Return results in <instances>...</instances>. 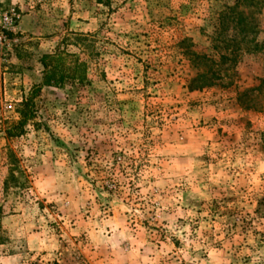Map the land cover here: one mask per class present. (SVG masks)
Instances as JSON below:
<instances>
[{
    "label": "rangeland",
    "instance_id": "374dc122",
    "mask_svg": "<svg viewBox=\"0 0 264 264\" xmlns=\"http://www.w3.org/2000/svg\"><path fill=\"white\" fill-rule=\"evenodd\" d=\"M233 3L0 0V264H264V8L261 48L188 88ZM57 50L87 82L9 137Z\"/></svg>",
    "mask_w": 264,
    "mask_h": 264
},
{
    "label": "trees",
    "instance_id": "16d2710c",
    "mask_svg": "<svg viewBox=\"0 0 264 264\" xmlns=\"http://www.w3.org/2000/svg\"><path fill=\"white\" fill-rule=\"evenodd\" d=\"M262 8L264 0H234L233 5L225 6L218 14L217 28L212 38L213 48L218 50L217 43L222 45L224 52L219 54L218 60L190 53V61L204 65V69L189 81V90H202L213 84V79H218L221 72H227L239 57L241 51L246 53L256 52L261 48L255 38L258 32L257 18L255 17ZM231 32V35L228 33ZM42 65L41 82L34 85L27 98L22 103L20 121L7 134L13 137L21 133L28 121L33 119L34 99L45 87L59 88L68 82H87L86 64L76 56L65 51L57 50L53 54L43 55L40 59Z\"/></svg>",
    "mask_w": 264,
    "mask_h": 264
},
{
    "label": "built area",
    "instance_id": "2783aa9c",
    "mask_svg": "<svg viewBox=\"0 0 264 264\" xmlns=\"http://www.w3.org/2000/svg\"><path fill=\"white\" fill-rule=\"evenodd\" d=\"M19 15L14 8L7 12L0 13V44H7L6 34L9 31H14Z\"/></svg>",
    "mask_w": 264,
    "mask_h": 264
}]
</instances>
